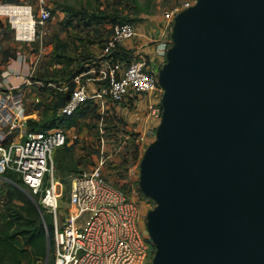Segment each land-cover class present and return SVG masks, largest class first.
<instances>
[{
    "label": "water",
    "instance_id": "95a60500",
    "mask_svg": "<svg viewBox=\"0 0 264 264\" xmlns=\"http://www.w3.org/2000/svg\"><path fill=\"white\" fill-rule=\"evenodd\" d=\"M153 67L162 116L139 175L150 264H264V0H196Z\"/></svg>",
    "mask_w": 264,
    "mask_h": 264
},
{
    "label": "built area",
    "instance_id": "2783aa9c",
    "mask_svg": "<svg viewBox=\"0 0 264 264\" xmlns=\"http://www.w3.org/2000/svg\"><path fill=\"white\" fill-rule=\"evenodd\" d=\"M193 3L185 2L166 10L164 28L172 29L175 15ZM51 14L46 0H38L37 9L31 2L2 3L0 33L8 23L16 40L35 41L38 25H44ZM136 36L132 22L112 26L101 52L72 77L75 86L60 108V115H72L88 101L103 114L110 103L144 95L161 99L163 88L153 66L165 63L171 40L163 43L159 39L157 48L148 51V43L136 41ZM122 48L132 50L129 61L119 57ZM20 77L21 83L16 87L1 88L0 83V174L18 173L51 215L55 253L52 264H150L155 246L146 229L141 205L136 197L108 180L102 170L104 160L90 170L72 174L70 188L65 189V181L56 174L54 151L68 143L67 128L28 129L33 114L28 112L26 90L34 83L44 87L46 84L34 80L33 74ZM47 85L55 86L52 82ZM68 87L69 83L61 86V90ZM40 97L37 93L35 101L40 102ZM157 101H151V105ZM151 109L155 118L161 120L162 108Z\"/></svg>",
    "mask_w": 264,
    "mask_h": 264
},
{
    "label": "rangeland",
    "instance_id": "374dc122",
    "mask_svg": "<svg viewBox=\"0 0 264 264\" xmlns=\"http://www.w3.org/2000/svg\"><path fill=\"white\" fill-rule=\"evenodd\" d=\"M8 1L10 0H0V4ZM21 1L31 2L34 9H37L38 0ZM195 1L46 0L52 11L51 18L44 25H38L35 41L16 40L8 23L4 25L0 33V80L2 70L9 64L16 59H25L29 67L28 74H33L34 80H42L46 84L44 87L34 83L26 90L28 112L33 114L30 117L37 120L46 119L53 124L58 120L59 112L54 119L51 109L48 108L47 112L44 109L53 98L49 87L61 91V86L68 84L65 80L70 79V76L79 70L81 61L101 52L112 32L116 16L128 17L129 20L126 21L135 25L136 38L146 40L147 36L144 38L143 35H148L146 41L150 42V38L155 39L157 33H154V29L163 23L166 10ZM95 15L99 19L95 18ZM158 43V40L151 42L156 48ZM49 82L55 86L47 85ZM37 93L42 95L41 106L35 101ZM156 100L158 101L151 105V101ZM86 107L87 115L82 117L76 126L66 129L69 135L68 143L54 151L56 174L65 181V189L68 191L72 174L90 170L104 160L102 170L105 176L111 183L136 197L142 208V217L146 221L147 211L154 206V201L146 197L140 189V162L145 149L156 137L160 117L155 118L151 108H162L161 99L144 95L127 102L110 103L103 114L93 105H85L84 108ZM31 128V125H28V129L32 130ZM10 195H21L23 199L39 201V196L33 194L26 184L15 183L0 174V211ZM66 200L67 192L63 206L66 205ZM14 202L23 203L19 199H14ZM51 244L46 264H51L55 258L53 241Z\"/></svg>",
    "mask_w": 264,
    "mask_h": 264
},
{
    "label": "trees",
    "instance_id": "16d2710c",
    "mask_svg": "<svg viewBox=\"0 0 264 264\" xmlns=\"http://www.w3.org/2000/svg\"><path fill=\"white\" fill-rule=\"evenodd\" d=\"M8 2H21V0H10ZM94 17L97 18L96 15ZM115 20V23L129 22L126 21L129 20L128 17L120 18L116 16ZM94 56L91 58L86 57L85 61H81L82 63L78 67L79 70L72 74L70 79L65 80L69 83L67 90L60 91L49 87L52 90L53 98L51 103L47 104L44 109L47 112V109L50 108L54 119H56L57 112H59L74 89L75 84L71 83L72 77L84 69L85 64L90 62ZM119 57L122 60L129 61L132 58V50L122 48ZM42 102H38V106H41ZM85 105H93L97 108L91 101H88L72 115L59 114L58 120L53 122V124L46 119L37 120L30 118L29 125L34 131L51 127L70 128L76 126L79 120L88 113L87 107L84 108ZM98 116L100 117V115ZM3 175L15 183L23 182L21 176L13 171H8ZM20 196H8V200L4 202L3 209L0 211V264H44L48 247L52 245V241L54 243L52 217L45 212L40 199L35 202L33 199H23ZM14 199H19L23 203H15ZM46 224L48 228H46Z\"/></svg>",
    "mask_w": 264,
    "mask_h": 264
},
{
    "label": "crops",
    "instance_id": "0c3cea01",
    "mask_svg": "<svg viewBox=\"0 0 264 264\" xmlns=\"http://www.w3.org/2000/svg\"><path fill=\"white\" fill-rule=\"evenodd\" d=\"M170 29H165L163 26V23L159 24V28H155L154 29V33H157V35L155 36V39L159 40H163L162 42H166V41H170L171 40V30ZM143 36H147L146 40L148 39V35H143ZM140 42L142 40L146 41L145 39L140 38H136V41ZM154 39V40H155ZM150 42L146 41V43L148 42V46H147V50L148 51H153L154 50V46L151 44V42L153 41V38L149 39ZM132 41H130L129 45H131ZM163 46V44H161V47ZM29 71V67H28V63L25 61V59L20 58V59H16L14 60L11 64L8 65L7 68H5L4 70H2V74H1V79L0 83H2V87L1 88H7V87H11V86H18L19 84L16 83V81L21 82V75L22 76H26L27 73ZM21 74L19 77H17L18 74ZM14 83V84H13ZM16 84V85H15Z\"/></svg>",
    "mask_w": 264,
    "mask_h": 264
}]
</instances>
